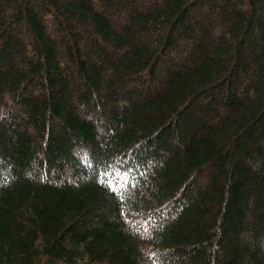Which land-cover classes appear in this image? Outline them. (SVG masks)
Returning <instances> with one entry per match:
<instances>
[{"label":"trees","instance_id":"trees-1","mask_svg":"<svg viewBox=\"0 0 264 264\" xmlns=\"http://www.w3.org/2000/svg\"><path fill=\"white\" fill-rule=\"evenodd\" d=\"M0 264H264V0H0Z\"/></svg>","mask_w":264,"mask_h":264}]
</instances>
